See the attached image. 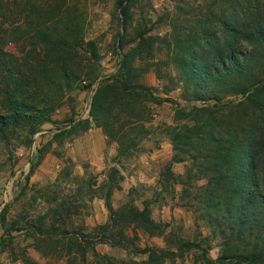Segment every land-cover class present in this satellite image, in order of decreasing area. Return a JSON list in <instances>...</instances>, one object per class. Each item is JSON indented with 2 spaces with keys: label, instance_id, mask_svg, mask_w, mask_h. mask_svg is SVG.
Masks as SVG:
<instances>
[{
  "label": "rangeland",
  "instance_id": "rangeland-1",
  "mask_svg": "<svg viewBox=\"0 0 264 264\" xmlns=\"http://www.w3.org/2000/svg\"><path fill=\"white\" fill-rule=\"evenodd\" d=\"M231 3L0 0L1 36L4 40L19 38L5 49L19 63L25 79L36 81L21 82L15 95L33 103L40 110L35 114L43 111L47 120L34 133L31 129L37 122L32 126L31 120L0 124V264H106L102 254L117 264H147V254L137 250L147 246L175 249L178 240L210 245L207 254L211 259L224 253L217 226L183 204L193 196L182 194L183 181L189 194L193 191L189 186L203 184L205 179L199 177L197 167L206 159L193 160L194 150L191 154L174 150L166 129L184 130L205 123V133L225 137L230 121L237 124L250 118L249 111L216 110L212 100L186 101L181 96L183 83L176 57L196 43L205 45L210 36L218 39L217 44L223 43L226 35L220 19L228 17ZM122 7H126L123 21ZM39 21L47 25L40 31L48 34L51 43L37 41L32 46L29 35H36ZM14 25L18 30L12 29ZM122 53H129L137 82L152 86L156 96L168 97L161 103L124 98L117 106L116 127L125 121L137 123L120 133L138 139L136 148L124 155L97 126L90 107L83 109L100 80L111 81L117 74ZM6 75L5 79L0 76V93ZM4 97L0 95V110ZM243 98L227 97L233 102ZM192 107L205 110L192 116L180 112ZM106 176L115 179L112 208L124 203L142 208L147 201L162 234L149 235L129 224L124 228L131 239L128 248L109 241L91 242L99 253L95 254L84 247L99 237L96 227L110 215L104 199L94 196ZM117 183L120 189L114 188ZM117 229L111 239L119 238ZM163 264L205 262L201 250L190 249L167 256Z\"/></svg>",
  "mask_w": 264,
  "mask_h": 264
},
{
  "label": "trees",
  "instance_id": "trees-1",
  "mask_svg": "<svg viewBox=\"0 0 264 264\" xmlns=\"http://www.w3.org/2000/svg\"><path fill=\"white\" fill-rule=\"evenodd\" d=\"M231 2L232 11L228 17L220 19L225 41L217 44L218 39L210 36L205 40V45L196 43L195 48L176 57L183 83L181 96L186 101L205 103L212 100L216 110L249 111L250 118L237 124L230 121L225 137L205 133V123H195L184 130L166 129L174 150L181 149L190 154L194 150L193 160L206 159L204 164L197 167L199 177L205 179L203 184L188 185L193 189L189 194L187 184L183 181L182 194L193 195L191 201L187 202L189 205L186 202L183 204L217 226L216 234L222 238L224 253L211 259L207 254L210 245L178 240L175 249L147 246L137 250V253L147 254V264H163L167 256L190 249L201 250L205 264H264V0ZM125 8H120L122 21L126 16ZM43 26L47 25L43 23ZM43 26L39 21L35 24L36 35L30 33L32 46H36L37 41L51 43L48 34L40 31ZM18 28V25H14L12 29ZM3 30L0 23V76L5 79L6 73L8 78L4 81L5 86L1 85L0 95L4 94L5 97L1 101L4 105L0 110V124L16 125L31 120L32 126L37 122L31 129L34 133L47 122L43 118V111L35 114V110H40L33 103L18 98L15 93L16 86L21 82L34 84L36 81L31 77L25 79L18 67L19 63L5 49L7 43L16 42L19 38L4 40L1 36ZM129 58V53L121 54L117 74L110 77L111 81H107L106 77L101 79L90 101V112L97 126L117 143L121 155L134 150L138 141L136 135H127L126 132L120 134L125 126L136 125L135 121H125L117 127L113 122L116 119L114 112L122 100L147 98V101L154 103L168 101V97L156 96L152 86L137 82V74ZM232 95L244 98L233 102L227 99ZM202 110L205 108L192 107L180 109V112L192 116ZM114 172L117 170L114 169ZM106 178L94 196L104 199L110 215L107 221L97 225L99 237L89 244L85 243V248L94 252L91 242L108 241L117 247L128 248L131 239L125 234L124 228L129 224L139 226L149 235L163 233V228L151 218L147 201L142 208L129 203L117 209L112 208L111 184L115 179L113 176ZM104 188L105 193L102 191ZM114 188L120 189L119 184ZM116 229L119 238L111 239ZM110 258L102 254L106 264H117ZM121 264L138 263L124 261Z\"/></svg>",
  "mask_w": 264,
  "mask_h": 264
},
{
  "label": "built area",
  "instance_id": "built-area-1",
  "mask_svg": "<svg viewBox=\"0 0 264 264\" xmlns=\"http://www.w3.org/2000/svg\"><path fill=\"white\" fill-rule=\"evenodd\" d=\"M94 86H95V84L92 85V88H91V92L90 93H92ZM89 107H90V98H88L86 100V102L84 103V108L83 109L85 111H88Z\"/></svg>",
  "mask_w": 264,
  "mask_h": 264
}]
</instances>
